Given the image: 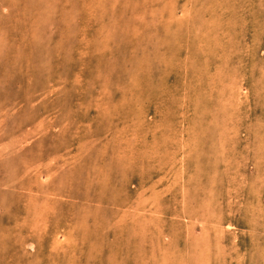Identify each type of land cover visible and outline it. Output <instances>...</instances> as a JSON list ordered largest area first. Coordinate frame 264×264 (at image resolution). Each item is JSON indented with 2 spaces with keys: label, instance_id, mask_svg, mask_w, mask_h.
I'll return each instance as SVG.
<instances>
[{
  "label": "rangeland",
  "instance_id": "374dc122",
  "mask_svg": "<svg viewBox=\"0 0 264 264\" xmlns=\"http://www.w3.org/2000/svg\"><path fill=\"white\" fill-rule=\"evenodd\" d=\"M0 264H264V0H0Z\"/></svg>",
  "mask_w": 264,
  "mask_h": 264
}]
</instances>
